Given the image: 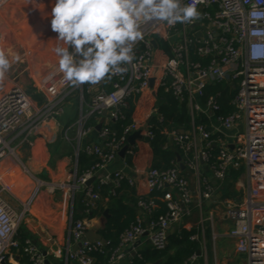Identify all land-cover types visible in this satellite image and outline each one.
Returning <instances> with one entry per match:
<instances>
[{"label":"built area","instance_id":"1","mask_svg":"<svg viewBox=\"0 0 264 264\" xmlns=\"http://www.w3.org/2000/svg\"><path fill=\"white\" fill-rule=\"evenodd\" d=\"M189 2L182 0L183 4ZM197 7L200 18L191 23L169 26L155 19L143 22L140 29L143 39L133 45L135 58L124 65L127 69L124 73L109 75L96 84L74 86L63 79L58 67L52 68L37 85L43 99L38 108L16 78L10 79L6 73L0 79V164L16 156L14 143L20 138V145L33 148L39 128L56 122L64 113L67 99L75 98L78 103L74 125L78 140L76 158L81 139L95 133L98 143L82 148L96 163L81 177L74 176L73 191L83 188L84 197L94 207L99 191L85 186L92 178L98 181L99 189L111 183L110 195L123 183L134 188L139 181L145 188L146 195L137 202L141 215L121 234L106 264H132L137 256L134 245L144 235L153 249L165 250L171 230L182 228L193 211L200 217L199 233L190 240L198 243L202 240L198 251L203 264H208L205 223H209L212 231L213 264H217L215 245L221 237L233 242L235 253L245 256L246 264H264V0H199ZM160 46L166 47L167 53ZM13 66L12 63L10 69ZM151 79H154L153 89ZM224 84L234 92L229 103L233 111L227 116L221 114L216 97L202 102L207 87ZM157 88L187 106L191 117L189 131L166 130L165 121L156 109L146 116L145 126L133 120L120 136L111 130L112 124L125 120L121 110L129 99L155 97ZM85 95L90 96L88 103ZM103 112L107 118L102 117ZM198 114L205 116L209 128L194 123ZM92 117L102 123L99 133L89 124ZM154 129L160 130L169 144L183 154L182 163L196 177L194 189L178 166L166 171L132 167L130 175L122 170L99 175L118 158L132 133L141 131L151 142L155 138ZM134 149L136 146L125 155H133ZM241 167L245 175L242 194L238 196L226 183L231 173L240 171ZM203 170L210 172L212 180L203 175ZM6 191V186L0 188V264H14L13 252L20 249L30 264H46L44 256L36 252L29 240L20 248L16 234L21 217L5 200ZM154 193L162 196L152 197ZM156 200L165 205L166 213L148 220L157 208ZM217 208L221 209L219 213L214 211ZM215 218L231 224L222 236L216 232ZM68 226V241L78 243L79 247L67 249L64 263L95 264L94 255L103 253L105 241L85 240L87 224L74 221L72 216ZM198 260L194 254L181 264H197Z\"/></svg>","mask_w":264,"mask_h":264},{"label":"crops","instance_id":"2","mask_svg":"<svg viewBox=\"0 0 264 264\" xmlns=\"http://www.w3.org/2000/svg\"><path fill=\"white\" fill-rule=\"evenodd\" d=\"M33 1L36 0H29V2ZM40 1L43 3V0ZM21 3H23V0H7L4 3H0V16L6 6H11L10 8L12 9L20 6ZM38 6L40 7V4ZM23 10L26 13L25 23L23 25L24 32L26 33V25L30 28L36 21L33 18V14L27 12L25 8H23ZM36 23L37 29L46 27L45 29L47 30L48 27H50V23H47L44 27L38 24V22ZM55 36L57 37V34ZM45 37L46 35L44 37L42 36L40 41ZM44 40L45 45H49L50 40ZM7 49L10 51V48ZM14 63L15 62H13V64ZM49 68V66L45 67L42 72H39L37 76L35 75L37 79H40L43 74L42 77H44L51 70H48ZM34 88L37 89L35 85ZM88 97L90 99V96ZM30 98L36 108L43 103L41 93L38 89L35 95ZM143 108L139 104L136 105L133 119L143 123L145 126L146 116L154 109ZM77 116L78 103L76 99H67L64 105L63 115H61L56 122L51 121L45 123L39 128L38 134L33 138V141H35L33 148H30L28 144L20 145L18 143L19 140H21L20 138L14 143L16 146V156L0 164V188L3 186L7 187V191L3 193L4 198L14 207L21 217L16 240L20 248H23L24 241L29 240L37 253L42 256H44L43 254L45 253L44 258L49 264H65L64 259L67 249L75 250L79 247L78 243H74L71 240L68 241V219L70 216L75 219L77 218L76 221H83L87 224L88 227L84 235L85 240V236L93 238L92 232H94L95 235L101 236V231L104 228L101 227V216L94 214L89 219L87 215H91L96 211L98 205L104 207V210L106 209L108 200L102 197V192L105 189L101 190L99 200L95 203L94 207H91V202L84 197L83 188L76 189L75 191L70 189L73 186L74 176H77L78 171V157L76 158L75 156L78 146L77 128L74 126ZM99 123L100 120L95 119L94 126L96 127ZM90 143H98L95 133L87 138L81 139L79 142L80 151L86 144ZM140 145L141 144L137 143L136 148L140 147ZM131 168L132 167L126 164L125 157L121 159L118 156V158L108 164L99 175L112 174L118 170H122L130 175ZM139 168L146 169L141 167V165ZM202 173L206 178L212 180L210 172L203 170ZM183 174L188 179L191 189H194L196 184V177L194 174L187 169ZM90 187L95 191L100 190L97 180H95ZM112 188V184L108 183L107 190L104 191V194H110ZM132 191L135 193L134 199L146 195V190L139 181ZM127 197L129 198V196ZM157 201L159 200H156V202ZM206 206H208V204ZM26 207L28 210H26ZM138 212L140 211L138 210ZM196 213L197 212L193 211L192 215ZM137 215L139 216V214ZM190 220V217L187 218L182 224V228L187 230L194 229L197 232L196 234H198V226H191L189 224ZM230 227L231 224L226 221L221 222L217 220L215 224L216 232L221 236L224 235ZM172 231L173 229L171 233ZM211 236L212 231L210 225L209 223H205L204 245L207 252L208 264H213L214 257V247L212 245ZM137 242H140V244L134 247L136 251L150 246L147 236L139 238ZM200 242L199 245L202 246V240ZM216 244L217 247L215 245V250L216 248L218 250L220 248L222 249V246H228L230 249L234 247L231 240L223 237H221ZM13 253L15 257V261H13L14 264H27L25 260L27 256L23 253L22 249L14 251ZM221 255L223 259L228 256L226 252H223ZM209 257H211V260H209ZM236 257L238 261L241 262L240 264H246V259H244L245 256L243 257V255L236 254ZM223 262L224 260H222L220 264H224Z\"/></svg>","mask_w":264,"mask_h":264},{"label":"clouds","instance_id":"3","mask_svg":"<svg viewBox=\"0 0 264 264\" xmlns=\"http://www.w3.org/2000/svg\"><path fill=\"white\" fill-rule=\"evenodd\" d=\"M199 0H54L51 30L62 45L54 48L58 71L74 86L96 84L127 71L133 45L143 39L141 25L150 20L191 23L200 18ZM19 56L0 49V79Z\"/></svg>","mask_w":264,"mask_h":264},{"label":"trees","instance_id":"4","mask_svg":"<svg viewBox=\"0 0 264 264\" xmlns=\"http://www.w3.org/2000/svg\"><path fill=\"white\" fill-rule=\"evenodd\" d=\"M107 92H110V90L107 89ZM233 93V89L225 84L210 86L205 90L202 102L206 103L210 97H216L221 114L227 116L233 111V108L229 104ZM85 98L89 99L88 95L87 97L85 95ZM137 104L142 108L144 107L143 109H156L157 113L165 121L163 127L168 131L187 132L191 128V117L187 106L184 103L180 104L170 93H165L163 90L157 88L155 90V97L148 95L132 98L126 102V108L121 110L125 115V120L111 125V130L116 132L118 136L121 135L122 129L134 120L133 117ZM94 118L92 117L90 119V125H95ZM194 120L195 124L204 125L209 128L208 120L203 114L196 115ZM153 127L155 128L156 126ZM154 134L155 138L150 144L141 143L140 147L133 150V155L125 156V162L128 166L139 168L141 165V167L150 170L166 171L177 166L176 155L180 156L182 162L185 161L179 149L170 145L160 130L154 129ZM95 163L96 159L94 157H88L80 151L77 161V177H81L89 171ZM232 177H235V172L231 173L230 178ZM107 185L100 187L99 194L102 189L107 190ZM105 190L102 192V197L108 200L105 210L108 211L109 218L105 221L104 228L101 231V237L105 241L106 247L103 253L94 255L95 264H106L108 262L110 252L119 244L121 234L129 229L138 218L137 202L140 197L134 199L135 193L132 191L133 188L123 183L119 189L114 191V195H105ZM161 196L159 193L152 194V197L155 198H160ZM156 204L157 209L149 215L148 220H155L166 213V208L163 203L157 201ZM103 212L104 207L98 205L96 211L91 215H87V218L90 219L94 214L102 216ZM73 220L76 221L77 218H73ZM196 233L194 229L187 230L185 228H179L168 237V245L165 250L157 251L151 246L138 250L137 256L132 259V264H154L156 262H160V264H181L185 259L196 254L200 249L198 242L190 240V237ZM25 260L29 264L28 259L26 258ZM197 264H203V261L199 262L198 260Z\"/></svg>","mask_w":264,"mask_h":264},{"label":"rangeland","instance_id":"5","mask_svg":"<svg viewBox=\"0 0 264 264\" xmlns=\"http://www.w3.org/2000/svg\"><path fill=\"white\" fill-rule=\"evenodd\" d=\"M53 3L54 0H43V3L40 0L33 2L23 0V3L16 8L11 9V6H6L0 16V49H4L9 57L19 56V59L14 61L13 68L8 70V77L10 79L16 78L19 85L30 97L34 96L37 92L34 85L37 87L38 83L41 84L44 80V77H42L44 74L40 79H37L36 76L38 73L42 72L43 69L48 66L50 67L48 70L58 67L59 58L55 55L54 48L57 46H65L62 45L60 41L56 40V33H54L50 27H48L47 30L45 29L46 27L37 29L35 25V23L38 22V24L44 27L47 23H50V13ZM39 4L40 7L38 6ZM23 8H25L27 12L33 14V18L36 21L30 28L26 25V33L23 28L26 17ZM45 35L46 37L44 39L50 40V43L43 47L42 45L45 43V40L43 39L40 41V38ZM7 48H10V51H8ZM160 49L164 53H167L166 47L160 46ZM88 101L89 99L85 98V102L88 103ZM84 110L86 111L87 108L84 107ZM244 175L245 169L241 167L240 171L235 172L236 178L232 177L229 182L226 183L230 186L232 193L238 196L242 194ZM70 189L73 190L72 188ZM219 210L221 209L217 208L214 211L219 213ZM199 218L197 213L193 214L189 224L191 226L195 225L193 227H197L200 220ZM217 220L218 218H215V224ZM227 247L228 246H222V249L220 248L219 250L216 248L215 255L217 264H220L222 260H224V264H240L241 262L238 261L234 253V247L232 249L229 247L227 249ZM223 252L228 254L225 259H223L221 255ZM209 260H211V257H209ZM202 261L203 260L199 258V262Z\"/></svg>","mask_w":264,"mask_h":264},{"label":"water","instance_id":"6","mask_svg":"<svg viewBox=\"0 0 264 264\" xmlns=\"http://www.w3.org/2000/svg\"><path fill=\"white\" fill-rule=\"evenodd\" d=\"M200 11V10H199ZM198 36H201L200 34H198ZM109 76V75H108ZM106 76V77H108ZM154 87V79H151L150 81V88L153 89ZM102 117L103 118H107V115L105 112H103L102 114ZM102 128V123H99L96 127H95V130L97 133L100 132ZM146 143V144H150V142L148 141V139H146L145 137L142 136V132L141 131H136L134 133H132L128 138H127V144L121 149V151L119 152L118 156L123 159L125 157V154L128 150H130V148L136 146L137 143ZM229 149H233L232 146L229 147ZM176 163H177V166H178V169L180 170V172H185L186 170V167L184 166V164L181 162V158L179 155H176ZM95 181L94 178H92L91 180H89L85 186L86 187H90V185ZM213 184L215 185L216 182L213 181ZM218 195V198L220 197V193H217ZM139 215H141L140 212H138ZM109 218V213L107 210H104L101 218H100V223H101V227H104V223L105 221ZM264 231V228L262 229ZM175 232V229H173L172 233H170V235H172L173 233ZM92 236L93 238H90L88 236H85L86 237V240H89V241H102L104 242V240L102 239V237L100 235H95L94 232H92ZM146 236V235H144ZM140 244V242H137L134 247H137L138 245ZM45 256V253L43 254ZM196 256L198 258L201 257V253L200 251H197L196 252ZM46 264H49L48 261H45ZM154 264H160V262H156Z\"/></svg>","mask_w":264,"mask_h":264},{"label":"bare ground","instance_id":"7","mask_svg":"<svg viewBox=\"0 0 264 264\" xmlns=\"http://www.w3.org/2000/svg\"><path fill=\"white\" fill-rule=\"evenodd\" d=\"M42 46L44 47L45 46V43Z\"/></svg>","mask_w":264,"mask_h":264}]
</instances>
